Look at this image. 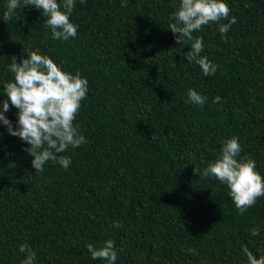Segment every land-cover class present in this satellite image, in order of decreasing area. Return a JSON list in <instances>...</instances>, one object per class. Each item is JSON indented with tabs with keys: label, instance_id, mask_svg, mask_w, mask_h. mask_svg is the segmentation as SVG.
I'll use <instances>...</instances> for the list:
<instances>
[{
	"label": "trees",
	"instance_id": "obj_1",
	"mask_svg": "<svg viewBox=\"0 0 264 264\" xmlns=\"http://www.w3.org/2000/svg\"><path fill=\"white\" fill-rule=\"evenodd\" d=\"M225 2L237 23L223 37L216 23L193 34L218 65L205 76L168 28L180 0H76L67 41L34 6L4 21L0 0V110L23 49L89 82L74 121L87 143L62 153L67 169L49 161L36 173L29 145L0 122V264H22L21 244L34 264H104L87 244L106 239L116 264H247L245 246L264 255V196L240 214L226 184L194 171L235 136L264 177V0ZM189 88L203 106L186 102ZM17 111L5 114L14 126Z\"/></svg>",
	"mask_w": 264,
	"mask_h": 264
},
{
	"label": "clouds",
	"instance_id": "obj_2",
	"mask_svg": "<svg viewBox=\"0 0 264 264\" xmlns=\"http://www.w3.org/2000/svg\"><path fill=\"white\" fill-rule=\"evenodd\" d=\"M80 2L84 3L85 0ZM24 6L42 10L54 39L67 41L70 37H76L78 26L70 20L76 0H7L3 20L10 21L17 9ZM121 6H127L126 0H122ZM230 13L225 0H180L176 11L169 17L168 28L174 34L176 43L189 45L185 59L198 65L205 76L215 75L218 65L202 55L203 39L193 34L203 26L216 23L223 37L237 23L234 15L229 19ZM23 51L28 55L20 60L13 56L8 65L13 80L3 82L6 99L2 101L0 122L7 126L9 134L29 145L25 151L33 157L31 163L36 173L42 172L49 161L67 169L71 157L62 153L70 147L75 149L87 143L74 121L87 96L89 82L79 71L72 73L63 70L61 65L49 55L41 54L39 49ZM187 97V103L198 106L206 102V97L194 88L187 90ZM220 102V96L213 100V103ZM10 107L18 110L15 126L5 115ZM241 151L238 137L227 138L217 158L209 162L202 172L195 168L194 171L204 178H215L226 184L236 209L243 214L255 205L258 198L264 196V177L257 171L255 160L248 155L241 156ZM9 166L14 167L12 164ZM19 248L20 252L25 253L22 264H34L36 252L27 244H21ZM87 249L93 260L116 264L118 252L112 239L101 241L98 247L90 242ZM188 251L194 252V249ZM242 253L247 258V264H264V255L257 258L246 246Z\"/></svg>",
	"mask_w": 264,
	"mask_h": 264
}]
</instances>
